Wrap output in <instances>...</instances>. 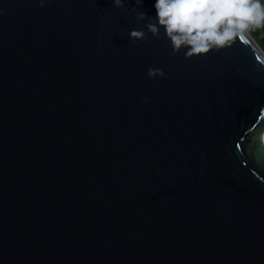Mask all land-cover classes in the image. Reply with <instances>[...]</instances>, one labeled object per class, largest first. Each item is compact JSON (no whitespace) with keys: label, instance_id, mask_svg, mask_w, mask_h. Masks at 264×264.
<instances>
[{"label":"water","instance_id":"obj_1","mask_svg":"<svg viewBox=\"0 0 264 264\" xmlns=\"http://www.w3.org/2000/svg\"><path fill=\"white\" fill-rule=\"evenodd\" d=\"M39 2L0 0V264H264L250 32L174 54L134 0Z\"/></svg>","mask_w":264,"mask_h":264},{"label":"clouds","instance_id":"obj_2","mask_svg":"<svg viewBox=\"0 0 264 264\" xmlns=\"http://www.w3.org/2000/svg\"><path fill=\"white\" fill-rule=\"evenodd\" d=\"M113 7L129 11L127 0H110ZM45 0H40L43 7ZM143 0H134L131 12L137 20H147L145 30L128 33L132 43L145 41L147 34L159 38L161 29L170 41L173 53L186 49L187 55L206 53L211 47H223L250 28L264 27V0H155V18L139 11ZM149 79L163 78L160 68L150 67ZM145 102H147L145 100Z\"/></svg>","mask_w":264,"mask_h":264},{"label":"trees","instance_id":"obj_3","mask_svg":"<svg viewBox=\"0 0 264 264\" xmlns=\"http://www.w3.org/2000/svg\"><path fill=\"white\" fill-rule=\"evenodd\" d=\"M248 31L256 39V41L261 46V48L264 50V27L250 28Z\"/></svg>","mask_w":264,"mask_h":264},{"label":"rangeland","instance_id":"obj_4","mask_svg":"<svg viewBox=\"0 0 264 264\" xmlns=\"http://www.w3.org/2000/svg\"><path fill=\"white\" fill-rule=\"evenodd\" d=\"M256 40V39H255Z\"/></svg>","mask_w":264,"mask_h":264},{"label":"snow or ice","instance_id":"obj_5","mask_svg":"<svg viewBox=\"0 0 264 264\" xmlns=\"http://www.w3.org/2000/svg\"><path fill=\"white\" fill-rule=\"evenodd\" d=\"M259 58V57H258Z\"/></svg>","mask_w":264,"mask_h":264}]
</instances>
